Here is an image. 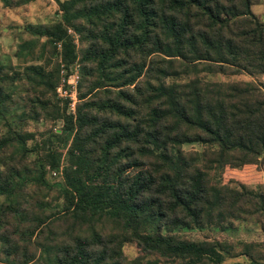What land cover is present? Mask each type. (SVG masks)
<instances>
[{"label":"trees","instance_id":"trees-1","mask_svg":"<svg viewBox=\"0 0 264 264\" xmlns=\"http://www.w3.org/2000/svg\"><path fill=\"white\" fill-rule=\"evenodd\" d=\"M262 1L57 0L58 18L24 26L22 66L0 62L3 264H264V240L236 248L175 231L264 230L263 184L222 177L264 170V80L199 75L264 74V18L252 8ZM75 61L71 113L56 86ZM36 120L62 124L25 128Z\"/></svg>","mask_w":264,"mask_h":264},{"label":"rangeland","instance_id":"rangeland-1","mask_svg":"<svg viewBox=\"0 0 264 264\" xmlns=\"http://www.w3.org/2000/svg\"><path fill=\"white\" fill-rule=\"evenodd\" d=\"M253 8V7H252ZM60 16V9L57 0H32L28 3L17 6H5L0 1V62L10 63L14 66H22L25 60L20 57L16 51L18 44L30 37V33L26 31L24 26L27 23L50 22ZM75 40L78 42V35H75ZM67 69L62 68L61 74L67 72ZM70 72L66 76L61 75L60 80L56 86V93L61 99H67L66 111L75 113L76 104L78 102V82H79V62L75 61L71 66ZM200 76L208 79H223V80H239V79H255L264 80L263 74L250 75L246 72L240 73H220V72H206L201 71ZM189 75H183L188 77ZM171 78H166V81ZM10 91L14 93L24 92L26 82L19 78L10 86ZM62 121L56 123L46 120L28 121L24 123L27 129H36L37 131L54 126H61ZM5 130V126L0 122V132ZM70 141V139H69ZM202 145L198 142H189L183 144L186 150L200 149ZM53 174H56L53 172ZM56 176H60L57 173ZM222 177L225 181L231 178H237L247 182V184L255 186L262 183L264 188V170L258 167L248 166V168L238 171L226 167L223 170ZM58 178V177H57ZM49 196L55 198V191L49 193ZM61 201V199H58ZM60 227V222L55 224ZM177 233L191 239H207L221 238L225 240L234 241L236 248L238 244L244 240H264V230L259 229L252 222L241 221L235 222V227L222 229L218 224L203 225L198 227H179L175 229ZM123 252L127 258H133L139 254L140 250L136 242L133 240L125 241L123 244ZM242 258V257H240ZM236 258H227L226 261L235 260ZM3 264L2 261H0ZM54 264V263H45Z\"/></svg>","mask_w":264,"mask_h":264},{"label":"crops","instance_id":"crops-1","mask_svg":"<svg viewBox=\"0 0 264 264\" xmlns=\"http://www.w3.org/2000/svg\"><path fill=\"white\" fill-rule=\"evenodd\" d=\"M253 11L264 18V0L260 3L254 4ZM262 78H264V74L262 75Z\"/></svg>","mask_w":264,"mask_h":264}]
</instances>
